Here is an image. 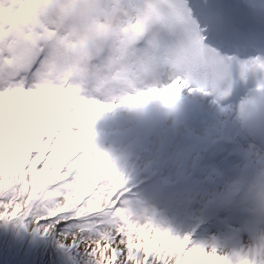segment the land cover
I'll return each mask as SVG.
<instances>
[{"label": "rangeland", "instance_id": "374dc122", "mask_svg": "<svg viewBox=\"0 0 264 264\" xmlns=\"http://www.w3.org/2000/svg\"><path fill=\"white\" fill-rule=\"evenodd\" d=\"M72 2L21 0L17 23L22 28V38L53 44L46 76L29 78L23 87L42 93L45 91L42 85L47 84L50 88L58 87L65 95L69 89L76 88L82 96L103 100V92L110 88L137 91L127 87L133 84L129 77L135 64L158 68L159 74L149 86L163 85L174 77L169 61L170 23L164 33L158 30L154 20L146 22V31L151 29L152 35L145 36L140 48L128 44L135 36L133 30L142 19V13L148 8L160 11V0H133L132 4L128 0H78L75 6ZM251 2L258 8L264 6V0ZM32 3L38 7L35 12L29 9ZM119 6L124 7V15L130 19L120 22V27L115 20L121 18L117 15ZM7 11L6 7L4 12ZM2 15L0 13V40L7 32ZM67 54H72L68 65L60 68L58 58ZM130 55L135 60L128 62ZM110 69L117 74L108 76ZM137 86L138 90L143 89L140 81ZM181 93L177 103L183 102V106L174 112L156 98L155 101L149 99L143 111L137 106L123 105L119 99L105 98L114 107L101 110L92 121L90 148L103 153L116 174L126 181L128 192L123 206L134 220L151 222L180 238L187 235L194 246L230 261L247 257L255 264H264V115L254 123L239 120L233 129L226 123V119H230L229 124L235 123L232 119L239 117V101L253 92L247 91L237 100L228 98L218 104H212L210 97L199 93L189 94L186 89ZM192 97L197 98L195 105L189 103ZM3 127L0 109V132ZM236 145L242 146L244 151H238ZM33 150L43 155V148ZM75 155L73 150L65 167ZM26 162V157L22 159L19 152L5 156L0 143V188L14 183L17 189L25 186L31 189L33 181L41 194L49 191V194L58 195L66 188L58 183L63 177L53 178L43 169L35 172V162L24 171L23 163ZM142 184L146 185L142 188L151 189L147 195L143 193L144 202L130 201L138 197ZM173 184L178 188H162V185ZM160 191L167 197L172 195L170 191H175L185 199L179 208L180 216L171 210L155 223L152 219L157 210L148 209V205L156 206L147 201L157 194L160 196ZM163 200L160 207L167 211L170 198ZM187 205V215L182 216ZM143 207L146 208L142 212ZM216 209L218 213L214 215ZM203 210L207 219L201 215ZM223 218L226 219L222 222ZM100 221L101 218L94 214L79 218L78 224L94 225L93 228L85 227L82 237L94 236L102 227L111 228ZM0 222L7 226L6 233L0 237V264H92V257L83 244L65 247L58 234H42L34 229L30 218H7Z\"/></svg>", "mask_w": 264, "mask_h": 264}, {"label": "snow or ice", "instance_id": "6c2138e0", "mask_svg": "<svg viewBox=\"0 0 264 264\" xmlns=\"http://www.w3.org/2000/svg\"><path fill=\"white\" fill-rule=\"evenodd\" d=\"M20 2L0 0L7 29L0 40V109L4 121L0 143L5 156L19 152L22 159L26 157L24 171L35 162V172L43 169L53 178L63 177L58 183L66 188L58 195L49 191L41 194L35 181L31 189H17L14 183L0 188V220L30 218L34 229L58 234L65 247L83 244L92 264H255L247 257L230 261L194 246L187 235L180 238L151 222L134 220L123 206L128 192L126 181L103 153L91 150L89 141L92 121L101 110L114 107L105 98L131 106L156 98L174 112L182 89L210 97L212 104H218L231 97L238 76L244 82L255 78L254 94L237 105L239 118L246 121L264 109V55L240 59L221 55L212 46L237 42L245 24L264 20V7L258 8L251 0H234L226 11L215 0H171L169 61L174 77L163 85L153 84L134 92L110 88L101 100L82 96L76 88L65 95L47 84L42 85V93L23 87L29 78L46 76L53 44L22 38L17 23ZM6 7L9 11L4 12ZM197 19L202 20L203 28ZM127 87L135 85L129 83ZM64 140L69 143H62ZM34 148H43V155ZM73 150L75 159L65 167ZM89 214L100 217L101 224L111 228L102 227L94 236L82 237L83 229L94 225L77 222Z\"/></svg>", "mask_w": 264, "mask_h": 264}, {"label": "bare ground", "instance_id": "6f19581e", "mask_svg": "<svg viewBox=\"0 0 264 264\" xmlns=\"http://www.w3.org/2000/svg\"><path fill=\"white\" fill-rule=\"evenodd\" d=\"M133 1V0H132ZM132 1L130 2V4H132ZM185 3H188L189 0H184ZM164 3H166L167 5H170L169 2H167V0H160L159 2V8H160V11L157 12L158 14L159 13H164L162 14L161 16H163L165 18L164 20V23H161L159 21H154V24L155 26H157L158 30H161L162 32L166 33L167 32V27L170 23V17H171V11H170V8L165 5ZM122 11V12H121ZM119 13H121V18L118 19L116 18L115 20L116 21H119V24L118 26L120 27L121 26V23L122 21L124 20H130L129 17L125 16L124 15V7L122 6H119L118 7V11ZM90 15V13H89ZM142 15H146V12H143ZM99 16H100V13H99ZM155 15H151V14H147V21H152L153 19H155ZM84 18H86V16H84ZM194 18H196L195 14H194ZM197 20H200L199 23H201V27L203 28L204 27V23L202 22L201 19H197ZM139 23H141V25H138L137 27H135V29L133 30L134 33H135V36L134 38H131L130 41H128L129 43L128 44H132V46L136 45L137 48H140L141 47V43L143 42V39L146 35H149L150 36L152 35L153 31L150 29L148 31V33L146 32V30L144 28H147V26L145 25L146 22L142 21V20H139L138 21ZM161 47L164 46L163 42H160L159 44ZM214 46V45H212ZM125 47V46H124ZM216 47V46H214ZM136 48V49H137ZM128 49L131 50V45L128 46ZM135 49V51H136ZM218 51H220L221 55H224V56H228V54H224V52L218 48ZM124 51V49L122 50V52ZM70 55L72 54H67L66 56L65 55H60L58 60H59V66L60 68H66V66L68 65V62H69V59H70ZM260 55H264V52H260ZM132 60H135L133 58V55H130L128 56L127 58V61L130 62ZM157 66H160V63L157 65ZM238 72V70H236ZM112 74H117L116 71L110 69L109 70V73H108V76L112 75ZM159 74V70L158 68H153L151 66H149V64H147L145 67H142L140 65H137L135 64V68L133 70V74L129 77V80L130 82L133 83V85H135V87L133 88L134 90H138V86H137V81H140V86L143 87V88H146L150 85V82L153 78H156V76ZM114 84V83H112ZM255 87V78H250L247 82H244V81H241L239 79L238 76H236L235 78V83H234V87H233V92H232V95L230 97L231 100H237L241 95H243L245 92L247 91H252L253 88ZM253 94V93H251ZM249 94V95H251ZM228 99L227 97L224 98V100ZM150 100H153L155 101L154 98H151ZM222 100V101H224ZM197 98L196 97H192L191 100H190V104L191 105H195L197 102ZM183 102H178L177 103V107L181 108L183 106L182 104ZM141 111H143V107H144V104L141 105V106H137ZM234 114V113H233ZM264 115V109H260L258 111H256L248 120L249 123H254V122H258L259 121V118L261 116ZM226 123H227V126L231 125V129L233 128H236L238 126V122L239 120H241L239 117H235L234 119H232L235 123L234 124H229V121L230 119H226ZM238 132L241 133V130L238 129ZM236 149L240 152L244 151V148L240 145H236Z\"/></svg>", "mask_w": 264, "mask_h": 264}, {"label": "trees", "instance_id": "16d2710c", "mask_svg": "<svg viewBox=\"0 0 264 264\" xmlns=\"http://www.w3.org/2000/svg\"><path fill=\"white\" fill-rule=\"evenodd\" d=\"M152 184V183H151ZM151 184H149V185H151ZM0 186H1V184H0ZM143 186H146V185H141L140 187L141 188H139V195H138V197H135V199H130V201H137L138 203H143L144 201L141 199V197H142V195H143V193H144V196L145 195H147L148 194V192H150V190L151 189H147V188H142ZM155 186V185H154ZM169 188V189H173V188H178V185H176V184H173V185H162V188ZM174 190V189H173ZM180 188L178 189V191L180 192ZM168 193H169V191H168ZM170 193H172V195H170L169 197H167L165 194L163 195L162 194V191H160L159 192V194H160V196H158V194L157 195H155L154 196V198L152 199V198H149L150 200L149 201H147V202H152L153 204H155V206L156 207H151V205H148V209L149 208H153L154 210L156 209L157 211H156V213H155V219H152L153 218V214H152V217L150 218V220L152 219V222H155L156 223V220H158V221H160V220H162V218L164 217V214H170V211L172 210L174 213H177L179 216H180V213H179V208H180V206H181V204H182V202H183V199H185L184 197H181V195L179 194V193H176L175 191H174V193H173V191H170ZM141 195V196H140ZM144 196H143V198H144ZM138 198V199H137ZM139 198H140V200H139ZM165 198H170V208H168V210L167 211H164V209H165V207H160V203H161V201L163 202V204H164V200L163 199H165ZM145 200V199H144ZM149 204V203H148ZM185 205H186V203H185ZM159 206V207H158ZM185 207V209L183 210V212H182V216H185V215H187V211H188V209H189V205H187V206H184ZM146 207H143L142 208V212L143 211H145L144 209H145ZM159 208V209H158ZM218 210H220V209H218ZM204 211V214H202L201 213V215H203L204 216V219H207L208 217H206V214H205V210H203ZM140 212H138V214H139ZM150 213V212H149ZM148 213V214H149ZM172 213V212H171ZM218 213V211H217V209L215 210V214L214 215H216ZM143 214V213H142ZM147 214V215H148ZM166 216V215H165ZM210 216H212L213 217V215H210ZM187 217H189V216H187ZM212 217L210 218V220L212 219ZM182 219V218H181ZM225 219L226 218H223V219H221L222 220V222L223 221H225ZM183 220V219H182ZM207 221H209V220H207ZM160 223V222H159ZM203 223H206V221L204 220L203 221ZM6 230H7V226L5 225V224H3L2 222H0V237L1 236H3L5 233H6ZM30 250V249H29ZM28 250V251H29ZM30 253H32V249H31V251H30ZM29 253V254H30Z\"/></svg>", "mask_w": 264, "mask_h": 264}, {"label": "water", "instance_id": "95a60500", "mask_svg": "<svg viewBox=\"0 0 264 264\" xmlns=\"http://www.w3.org/2000/svg\"><path fill=\"white\" fill-rule=\"evenodd\" d=\"M249 55L252 56V55H255V52L253 51H249Z\"/></svg>", "mask_w": 264, "mask_h": 264}, {"label": "clouds", "instance_id": "9594fccd", "mask_svg": "<svg viewBox=\"0 0 264 264\" xmlns=\"http://www.w3.org/2000/svg\"><path fill=\"white\" fill-rule=\"evenodd\" d=\"M143 185V184H142ZM140 187V186H139ZM206 225H207V223H206Z\"/></svg>", "mask_w": 264, "mask_h": 264}]
</instances>
